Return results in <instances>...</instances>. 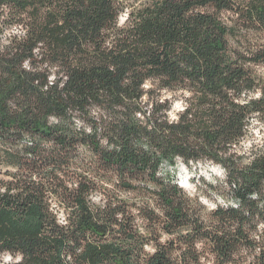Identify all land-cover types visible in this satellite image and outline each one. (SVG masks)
I'll list each match as a JSON object with an SVG mask.
<instances>
[{"label":"trees","instance_id":"trees-1","mask_svg":"<svg viewBox=\"0 0 264 264\" xmlns=\"http://www.w3.org/2000/svg\"><path fill=\"white\" fill-rule=\"evenodd\" d=\"M0 264H264V0H0Z\"/></svg>","mask_w":264,"mask_h":264},{"label":"rangeland","instance_id":"rangeland-1","mask_svg":"<svg viewBox=\"0 0 264 264\" xmlns=\"http://www.w3.org/2000/svg\"><path fill=\"white\" fill-rule=\"evenodd\" d=\"M181 107L182 105L179 100L173 101L172 107L168 112L169 118L174 119L176 117V113L181 110ZM259 129H261V125L254 121L252 123V133L254 138H258L260 136L258 131ZM250 140L251 138H246L241 144L242 147H248ZM168 169L169 165H164L163 173H165ZM175 179L185 192L190 195L197 196L199 200L208 208H213L216 204L225 205L234 203L229 197L219 195L217 191L210 187L214 186L217 181L220 182L224 180L223 170L218 165L211 163L197 164L196 166L189 168L183 162H179ZM10 259V256L5 255L3 262H7Z\"/></svg>","mask_w":264,"mask_h":264}]
</instances>
